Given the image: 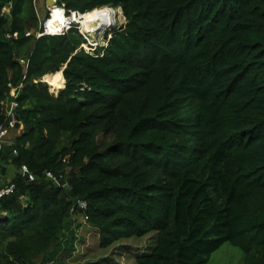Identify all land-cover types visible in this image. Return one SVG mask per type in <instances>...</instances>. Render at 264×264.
Listing matches in <instances>:
<instances>
[{
	"label": "trees",
	"instance_id": "16d2710c",
	"mask_svg": "<svg viewBox=\"0 0 264 264\" xmlns=\"http://www.w3.org/2000/svg\"><path fill=\"white\" fill-rule=\"evenodd\" d=\"M35 2L0 0V102L22 85L24 127L0 264H207L225 243L264 264V0H57L122 9L94 53L75 24L38 38Z\"/></svg>",
	"mask_w": 264,
	"mask_h": 264
},
{
	"label": "built area",
	"instance_id": "2783aa9c",
	"mask_svg": "<svg viewBox=\"0 0 264 264\" xmlns=\"http://www.w3.org/2000/svg\"><path fill=\"white\" fill-rule=\"evenodd\" d=\"M35 1H36L35 2L36 11H37L38 17H39V19L41 21V28H40V31L36 34V36L38 38H40V37H42L44 35H56V34L50 33L48 31V27H47V23L49 22V20L51 19V16H52L51 9L47 8L48 11H49L48 16H47V18L44 21H42V19H44L45 17H41V14H40V12H39V10L37 8V0H35ZM11 9H12V4L11 3L7 4L4 7L3 11H2V15L3 16L10 15ZM63 33H64V31H62L61 33H58V34H63ZM16 36L17 35H15V37ZM27 36H31V32H28ZM8 37L11 38L12 35H8ZM19 62L21 63V65H23L25 67V69L28 68V65H29V60L28 59L20 58ZM9 86H10V89H11L10 93L0 102L2 110H3V113H4L5 118L7 120V124L5 126H1L0 127V160H1V154L4 151V149L7 146H11L13 144V141L10 140L11 133L14 132V131H19L20 129L23 130V128H24L23 125L21 124V122L19 121V118H18V115H17V111L19 109V102L17 100L19 98L20 91L22 89V85H19V86L15 87V86H12L10 84ZM16 154H17V151H14V155H16ZM20 173L28 181H32L33 182V181L36 180L35 175L33 173H31L29 168L27 166H25V165H23L21 167ZM46 176H47L48 179L57 182L56 178L54 177V175L52 173H47ZM14 193H15V185L14 184L10 183V184H6L3 187H0V198H4V197H7V196H10V195H12ZM76 204H77L78 210L83 211V213H81V215L84 217L85 220H87L88 217L84 213L87 210V207H88L87 203L84 202V201L78 200L76 202Z\"/></svg>",
	"mask_w": 264,
	"mask_h": 264
},
{
	"label": "rangeland",
	"instance_id": "374dc122",
	"mask_svg": "<svg viewBox=\"0 0 264 264\" xmlns=\"http://www.w3.org/2000/svg\"><path fill=\"white\" fill-rule=\"evenodd\" d=\"M37 8L41 14V17H45L44 19H42V21H44L47 18V14L49 13V11L47 9L48 8L47 7V0H37ZM109 9L111 10V12L114 11L111 8H109ZM71 15L72 14H70V16ZM70 16H67V17H70ZM113 19H115V20H113ZM73 24L77 25L79 30H81V25H79L77 23H73ZM125 24H126V20H125V17L123 15L122 10L120 9L118 11L113 12L112 26L110 28H107L105 31L102 30L101 32H97L95 35L88 36V35L84 34L83 31L81 30L80 32L85 36V38L87 39V42H88L84 46V49L89 53H94V51L97 47H99V46L106 47L109 39L111 38V32L113 31V29L120 28L121 26H124ZM70 27H71V25L68 28L64 29L63 31L70 29ZM43 81H44V78H43ZM49 87H50V92L56 96L58 95V93L61 90V89L53 90L50 85H49ZM64 87H65V84H64ZM20 132H22V129H20L19 131L12 132L10 135V140L14 141L16 136L20 135L19 134ZM75 220H76V223L80 226L85 224L84 223L85 219L82 215H77L75 217ZM87 239H89V235L87 236ZM148 242L149 241H146L144 244H143V242H141L139 247L141 249L144 248L145 245L148 244ZM132 244H133V247L137 246V244L134 242ZM106 255H109V253L108 254L106 253ZM117 258H120V256H117ZM207 264H244V253L240 249L232 246L231 244L225 243L216 253H214L212 255L210 261Z\"/></svg>",
	"mask_w": 264,
	"mask_h": 264
},
{
	"label": "bare ground",
	"instance_id": "6f19581e",
	"mask_svg": "<svg viewBox=\"0 0 264 264\" xmlns=\"http://www.w3.org/2000/svg\"><path fill=\"white\" fill-rule=\"evenodd\" d=\"M113 12L106 7L91 15L81 16L79 14L72 13L70 17H67L63 8L53 7L51 8V19L47 23L48 31L57 35L64 29L68 28L71 24L77 23L81 25V30L84 34L88 36L95 35L97 32H101L102 30L105 31L107 28L112 26ZM44 81L48 83L53 90L63 89L65 84L62 71L45 76Z\"/></svg>",
	"mask_w": 264,
	"mask_h": 264
},
{
	"label": "crops",
	"instance_id": "0c3cea01",
	"mask_svg": "<svg viewBox=\"0 0 264 264\" xmlns=\"http://www.w3.org/2000/svg\"><path fill=\"white\" fill-rule=\"evenodd\" d=\"M15 169L12 166H2L0 167V187L5 186L6 183H9L15 176Z\"/></svg>",
	"mask_w": 264,
	"mask_h": 264
},
{
	"label": "water",
	"instance_id": "95a60500",
	"mask_svg": "<svg viewBox=\"0 0 264 264\" xmlns=\"http://www.w3.org/2000/svg\"><path fill=\"white\" fill-rule=\"evenodd\" d=\"M47 7L49 9L53 8V7H58L57 6V0H47ZM51 7V8H50ZM76 14H79V13H76ZM80 15V14H79ZM67 66H65L61 71L63 73L64 69L66 68ZM46 83V82H45ZM19 126V125H18ZM4 220V215H0V222Z\"/></svg>",
	"mask_w": 264,
	"mask_h": 264
},
{
	"label": "clouds",
	"instance_id": "9594fccd",
	"mask_svg": "<svg viewBox=\"0 0 264 264\" xmlns=\"http://www.w3.org/2000/svg\"><path fill=\"white\" fill-rule=\"evenodd\" d=\"M108 8V7H107ZM111 9H113L114 11H118L119 10V8H111ZM121 9V8H120ZM122 10V9H121ZM72 14V13H71ZM80 14V13H79ZM57 35H60V34H57Z\"/></svg>",
	"mask_w": 264,
	"mask_h": 264
}]
</instances>
